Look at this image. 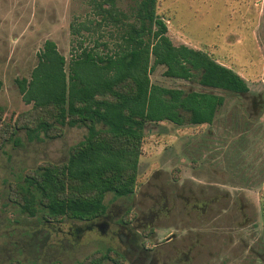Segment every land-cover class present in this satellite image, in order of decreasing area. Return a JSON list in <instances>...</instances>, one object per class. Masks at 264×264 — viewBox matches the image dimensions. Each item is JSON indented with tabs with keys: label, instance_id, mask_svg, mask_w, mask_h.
Masks as SVG:
<instances>
[{
	"label": "rangeland",
	"instance_id": "1",
	"mask_svg": "<svg viewBox=\"0 0 264 264\" xmlns=\"http://www.w3.org/2000/svg\"><path fill=\"white\" fill-rule=\"evenodd\" d=\"M116 4L128 12L135 2ZM156 13L175 46L206 52L249 92H216L225 101L211 124H147L133 195L106 194L105 214L91 222H57L24 213L17 192L38 167L66 162L86 130L29 140L20 129L12 140L9 126L31 109L16 80H29L47 40L68 64L72 39L107 53L118 38L85 0H0V264H78L107 250L122 264H264V0H157ZM165 70L156 66L151 83L203 91Z\"/></svg>",
	"mask_w": 264,
	"mask_h": 264
},
{
	"label": "trees",
	"instance_id": "2",
	"mask_svg": "<svg viewBox=\"0 0 264 264\" xmlns=\"http://www.w3.org/2000/svg\"><path fill=\"white\" fill-rule=\"evenodd\" d=\"M99 26L111 27L117 49L99 53L84 46L80 37L70 46V61L47 40L37 53L30 78L16 80L22 100L31 105L10 129L12 140L24 130L29 140L57 139L63 128L86 130L72 146L67 161L45 164L23 178L18 200L21 210L46 220L91 222L106 212L105 195L117 198L134 193L138 160L149 123L177 126L211 124L224 97L249 92L245 80L206 52L175 46L164 21L157 15V0H134L128 12L116 0H85ZM71 36L79 34L71 25ZM89 31L88 29H84ZM156 66L164 75L197 83L203 91L185 92L154 85L149 79ZM3 83L0 80V92ZM3 109L0 107V121ZM96 253L78 264H122L115 253Z\"/></svg>",
	"mask_w": 264,
	"mask_h": 264
},
{
	"label": "flooded vegetation",
	"instance_id": "3",
	"mask_svg": "<svg viewBox=\"0 0 264 264\" xmlns=\"http://www.w3.org/2000/svg\"><path fill=\"white\" fill-rule=\"evenodd\" d=\"M133 195V194H132ZM132 195H130V196H132Z\"/></svg>",
	"mask_w": 264,
	"mask_h": 264
}]
</instances>
